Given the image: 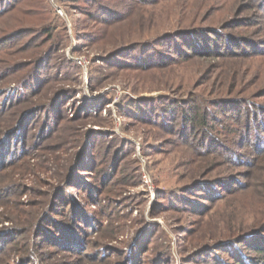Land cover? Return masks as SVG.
Wrapping results in <instances>:
<instances>
[{"label": "rangeland", "instance_id": "rangeland-1", "mask_svg": "<svg viewBox=\"0 0 264 264\" xmlns=\"http://www.w3.org/2000/svg\"><path fill=\"white\" fill-rule=\"evenodd\" d=\"M4 1L0 263L259 262L264 234L210 245L264 221V0ZM99 172L124 215L104 249L76 229Z\"/></svg>", "mask_w": 264, "mask_h": 264}, {"label": "trees", "instance_id": "trees-1", "mask_svg": "<svg viewBox=\"0 0 264 264\" xmlns=\"http://www.w3.org/2000/svg\"><path fill=\"white\" fill-rule=\"evenodd\" d=\"M4 1V0H3ZM6 1V0H5ZM4 1V2H5ZM8 1V0H7ZM16 0H13V2H11V5H14V2H15ZM5 6V5H4ZM26 117V115H24L23 116V118L22 119H24ZM74 117V115L72 116V118ZM208 118V115H207V113L204 111V112H202L201 114L200 113H194V117H192L191 119H186V118H184L183 119V121H184V123H188V121H190V123H188L189 124V126H192V127H197V128H201V131H204L205 130V128H204V126H205V122H206V119ZM21 119V120H22ZM20 120V121H21ZM19 121V122H20ZM19 122H18V124H19ZM17 124V123H16ZM15 125V127L18 129V126L19 125ZM256 148V144H254L253 145V147H252V149H255ZM257 155H260V153L259 152H257ZM237 157H239V156H237ZM236 157V160L238 161V162H244L243 164H246V166H249V164H247V163H245V159H243V160H241L240 158H237ZM239 164V163H238ZM16 166L14 165V164H12V165H10V167L9 168H11V169H14ZM28 170H31V165H29V167H28ZM74 171V170H73ZM72 173V172H71ZM8 175L9 174H7V175H5V176H3V177H1L0 179H1V181L2 182H4L6 179H7V177H8ZM88 176V175H87ZM116 176V174L115 175H109V174H105L104 172H99V173H96V174H93L89 179H92V181H93V183L86 189V191H85V194H86V196H85V198H84V201L86 202V207H95V209H93V210H95V211H92V215L90 216V220H89V223L88 222H84V224H86V226H83L82 227V225H81V222H78L77 224H76V229L78 228V230H79V233H81L82 234V236H84V237H89V235H88V229L89 230H92V229H94L95 227H96V233L99 235L100 234V236H99V240L100 241H102V242H100V241H98L99 242V244H98V246L100 245L101 246V248L102 249H104V248H108V246H107V243H110V241L112 242L113 240H116V239H118L119 237V234H121V230L119 229L121 226H123V225H121L120 223H118L117 222V220L118 219H123L124 218V215H119V213H117L116 212V208H114V204L113 203H111V202H108V204H105V205H102L101 207H99L98 208V205L97 204H100L98 201H97V199H96V195L98 194V195H102L103 194V191L101 190L102 188H103V186H106V184L104 183V185H102V180L103 179H107V178H109V177H115ZM250 176H252V174H246V176H245V178H246V180H248V181H250V183H248V187L247 188H249L250 186H256L257 184H262V188H264V183H262V182H257L256 183V181H259L258 179H256L255 178V176L254 177H252V178H250L249 179V177ZM237 180H239V178L237 179ZM233 181H235L234 179H233ZM240 184H239V187H242L243 185L245 186V184L244 183H241V182H239ZM234 185L233 186H236L237 185V182L235 181L234 183H233ZM241 184H243V185H241ZM256 184V185H255ZM80 187H84V184L83 185H81ZM258 187V186H257ZM259 188V187H258ZM2 189V187H0V190ZM244 189V188H243ZM205 190H207V189H205ZM233 190H230L229 192H232ZM99 192V193H98ZM201 192V191H200ZM110 193V192H109ZM231 194H235V193H231ZM207 198H210V199H213L212 197H209V196H207ZM207 200V199H206ZM163 206V205H162ZM207 208V207H206ZM7 212V211H6ZM1 215H4L2 212L0 213ZM4 218L5 219H7V220H10V221H12V220H15V218L14 219H11V215H6V217L4 216ZM17 222H19V224L21 225V224H26V223H28V221H26V220H21V219H18V220H16ZM88 221V220H87ZM13 222V221H12ZM14 223V222H13ZM83 224V223H82ZM14 225H15V223H14ZM259 226L257 227V229H255V230H253L252 232H248V233H244V235H240L241 233H239V232H241V231H238L236 234H234V233H232V234H234L233 236H231V237H229V238H227V239H225L224 241H221V240H219V239H221V238H223V237H216L215 239L214 238H211V241H213L212 242V244L213 243H215V244H213V245H210V246H220V243L221 242H228L229 241V247H231V246H235L236 245V243H239V241H241L242 243H244L243 242V240H246V238H248V239H251V238H253V237H255V236H258V235H260V234H264V221H263V223L260 225V224H258ZM19 226V225H18ZM15 227V226H14ZM81 228H84V229H81ZM260 230V231H259ZM15 231L17 232V234H19V236L22 234V232L21 231H18L16 228H15ZM194 232V230L193 231H191V233H193ZM231 232H233L232 230H231ZM251 233V234H250ZM231 235V234H230ZM247 235H249V237H247ZM216 236H218V234H216ZM261 239L263 238L264 239V235H262L261 237H260ZM208 239H210V237L208 238ZM207 240V239H206ZM217 240V241H216ZM223 240V239H222ZM208 242H209V240H207ZM103 242H106V243H103ZM206 243V242H205ZM204 243H202V244H199V245H203ZM224 244H226V243H224ZM223 244V245H224ZM222 245V246H223ZM246 245V244H245ZM227 245H225L224 247L225 248H228V247H226ZM24 247H26V245H24ZM23 247V248H24ZM80 247V249H78L79 250V254H80V256L82 255V253L81 252H85L86 250H84L85 249V247H83V245L81 246H79ZM224 247H222V248H224ZM21 246H19V247H15V248H13V249H15L14 251L15 252H20V251H22V249H23ZM12 249V250H13ZM84 250V251H83ZM226 250V249H225ZM255 252H258L259 254H260V256L261 257H259L258 258V261L259 262H256V264H264V244H263V246H261V248H259V247H256V249H253ZM27 253H28V251H27ZM227 254H229L228 256L232 259V258H234V260L236 261V263L235 264H246L244 261V258L242 257V256H240V257H237V258H235L234 257V255H233V253H229V252H227ZM90 259V258H89ZM79 261H80V264H84V262H83V260H82V258H80L79 259ZM92 261H94V263L95 264H104V262L103 261H101V262H96L95 261V259H93ZM247 262L249 263V260H247ZM250 263H251V261H250ZM0 264H5V260L3 259L2 260V262L0 263Z\"/></svg>", "mask_w": 264, "mask_h": 264}, {"label": "built area", "instance_id": "built-area-1", "mask_svg": "<svg viewBox=\"0 0 264 264\" xmlns=\"http://www.w3.org/2000/svg\"><path fill=\"white\" fill-rule=\"evenodd\" d=\"M81 65V63H79Z\"/></svg>", "mask_w": 264, "mask_h": 264}]
</instances>
